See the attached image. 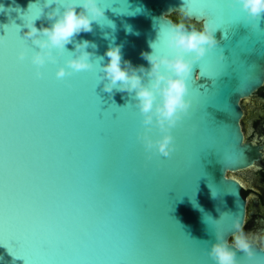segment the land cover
Returning a JSON list of instances; mask_svg holds the SVG:
<instances>
[{
  "label": "water",
  "instance_id": "water-1",
  "mask_svg": "<svg viewBox=\"0 0 264 264\" xmlns=\"http://www.w3.org/2000/svg\"><path fill=\"white\" fill-rule=\"evenodd\" d=\"M44 2L0 0V41L15 36L14 25L4 36L12 22L23 36L30 6ZM99 3L106 19L67 45L58 64L42 67V79L31 63L38 50L31 41L23 38L7 49L0 44V231L86 250L80 258H37L35 264H215L208 251L217 232L231 228L243 212L245 231L260 238L248 264H264V19L258 30L240 22L226 38L223 30L215 32L218 47L199 61L203 70L221 50L225 57L214 83L198 81L207 86L200 102L207 120L185 117L184 126L172 131L176 151L165 157L138 139L145 128L136 101L127 93L105 92L99 65L108 62V48L119 45L124 60L149 67L141 53L152 51L166 15L170 24L183 22L189 30L202 22L183 9L185 0ZM50 10L36 19L38 28L51 23ZM24 40L29 53L20 61ZM83 40L96 46L87 49L96 67L57 79L58 68L67 67L75 43ZM157 51L168 53L163 36ZM249 72L254 82L242 87ZM195 112L193 104L190 114ZM229 128L242 168L227 171L209 141H226ZM153 129L152 138H161ZM248 164L253 166L243 167ZM233 176L240 187L229 181ZM175 231L188 237L182 250L169 241ZM16 247V241L0 242V264H25L10 251Z\"/></svg>",
  "mask_w": 264,
  "mask_h": 264
},
{
  "label": "clouds",
  "instance_id": "clouds-1",
  "mask_svg": "<svg viewBox=\"0 0 264 264\" xmlns=\"http://www.w3.org/2000/svg\"><path fill=\"white\" fill-rule=\"evenodd\" d=\"M56 4L57 0H46L40 8L41 15L45 14L46 9H51L47 12L51 22L48 26L38 28L36 20H30L24 25L27 28L24 39L31 41L35 49H38L31 55L38 79L44 77L40 69L48 63L58 64L59 55L67 50V45L76 41L79 34L92 32L94 22L101 23L106 19L105 8L100 6L99 0H66L62 7ZM233 4L246 17L254 20L259 29V21L264 19V0H233ZM167 18L170 15L163 19ZM215 32L206 21L202 22L200 29L193 27L191 30L183 22H173L171 27H162L160 23L158 40L150 44L152 51L141 53L149 67L133 66L131 61L124 60L119 45L109 47L106 51L105 55L109 59L106 64L99 65L100 83H103V90L107 93L116 90L133 96L143 116L142 124L145 128L138 139L146 150L158 149L165 157L176 151L172 131L190 115L192 108V101L188 98V81L192 79L196 63L218 47ZM223 35L226 38L227 35ZM162 36L168 49L167 54H159L157 51V42ZM90 46L96 47L88 40L76 42V55L66 61L67 67L58 68L57 79L63 80L75 72L94 70V53L87 50ZM28 53V49L21 50L19 60L24 61ZM154 127L162 133L161 138L154 140L150 135ZM259 239L247 233L237 217L231 241L216 235L208 255L215 264H239L238 253H244L249 258L256 256L254 245ZM261 250L264 251V248Z\"/></svg>",
  "mask_w": 264,
  "mask_h": 264
},
{
  "label": "snow or ice",
  "instance_id": "snow-or-ice-1",
  "mask_svg": "<svg viewBox=\"0 0 264 264\" xmlns=\"http://www.w3.org/2000/svg\"><path fill=\"white\" fill-rule=\"evenodd\" d=\"M46 2V0H45ZM44 2V3H45ZM43 3V4H44ZM66 3V0H57V4L55 6L62 7ZM43 5L40 4H33L30 6V11L28 14L24 16L26 22L30 20H36L37 18L41 17L40 8ZM183 9L189 12L194 19H198L200 22L206 21L214 30H223L224 34H228L233 26L240 22H245L251 25L253 30H258L256 28V22L251 20L246 16H240L237 13V9L233 4V0H185ZM15 26L16 34L12 38V40L4 39L0 41V44L7 49L9 46L16 44L18 41L22 40L24 37L20 35L21 28L12 22L9 25L4 26L5 35H7L8 30L11 26ZM162 27H171V24L168 22L167 19H163L161 21ZM20 47L23 50H27L29 45L24 40L20 43ZM63 56V53L59 55L58 60ZM225 57L223 55L222 50L218 57H214L212 60L209 61L207 68L201 69L199 65V61L195 65V72L193 71L192 79H191V87L189 91L191 92V101L192 105H196V112L187 116L188 119H191L193 115L199 116L202 120H207V115L201 109L200 102L201 100L207 96V86L205 84H199L198 81L201 79L204 80H211L213 83L215 79L221 75V73L225 69ZM255 74L254 72H249L244 77V82L242 87H246L250 83L254 82ZM71 87V85H69ZM201 111L204 115L201 116ZM115 112V111H113ZM112 112V117H113ZM117 115L114 119L119 116V113L115 112ZM185 118L180 122L178 126H184ZM155 130L153 129L152 132ZM227 132V139L226 141H221L219 137L212 138L209 143L211 147H216L223 156V159L228 166L227 171L242 168L240 166L241 154L236 150L235 144L230 142L229 137L234 135L232 130L226 129ZM243 142H245L244 137H241ZM150 160L151 157H148ZM252 164H248L243 167H252ZM234 185L240 187L239 182L236 181V178L233 176L229 180ZM234 191V189H230ZM215 191V190H214ZM240 222L243 223V212L239 216ZM235 221V219H234ZM234 223L231 228H226L222 231L217 232L216 235L223 236L226 239V236L231 233L233 234ZM10 241H16L18 247L12 249L10 251L12 254L25 261V264H35L37 258H51V257H58L62 259H75L80 258L84 255L85 249L81 246H78L73 243H57L53 244L48 240H40V241H32L28 238H19L11 234L9 229H4L0 231V242L8 245ZM169 241L179 245L180 249H183V245L187 243L188 237L179 231H175L169 234ZM262 251V250H259ZM257 255V254H256ZM254 258H249L245 255L243 259H239V264H248V262L255 260Z\"/></svg>",
  "mask_w": 264,
  "mask_h": 264
}]
</instances>
